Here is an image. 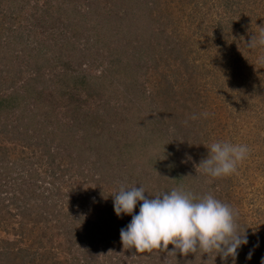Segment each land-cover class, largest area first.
Returning a JSON list of instances; mask_svg holds the SVG:
<instances>
[{
    "label": "trees",
    "instance_id": "obj_1",
    "mask_svg": "<svg viewBox=\"0 0 264 264\" xmlns=\"http://www.w3.org/2000/svg\"><path fill=\"white\" fill-rule=\"evenodd\" d=\"M1 1H6L9 4V18L15 17L18 10L27 4V0ZM55 1H57L55 5L47 3L44 7L39 8L41 14L34 15V13L29 12L25 14V17L29 21L40 19L49 24L54 21L53 16L58 19L61 18L64 32L70 35V37L61 35L62 41L60 43L68 50L67 53H64L62 48L56 45L45 44L47 45L45 46L42 44L39 46V41L35 42L34 47H28L23 40L25 30H14L10 34L12 35V42L7 41V38L3 39L2 42L0 41V88L10 89L5 95H0V116H4V119H0V135L6 136L12 141L16 139L19 141L18 144L21 147H14V151H18L17 157L21 156L20 153L26 152V147L33 146L41 153L39 157H36L38 160L36 162H42L51 168L47 167L48 172L41 173L43 176L48 175L49 184H51L45 189L48 191L47 194H44L45 190L41 185L26 186L27 179L25 178L31 176L37 182L42 183L45 181V177H41L37 173L28 174V170L25 168L15 177H10L11 171L19 170V167L21 168L28 160L26 156H21L20 158L26 161L15 162L10 158L11 148L0 147V263L160 264L155 260L154 250L136 253L134 248H124L120 240V230L126 228L131 222L132 215L139 213L141 202H137L132 215L121 214L119 217L115 214L113 205L109 203L102 205L100 200L92 202L87 211L82 208L79 211L72 209L76 201L83 205L85 204L83 202L91 199L88 195H80L77 199L72 197L80 191H77L78 187L87 184L95 186L97 194H102L107 188L108 182L111 186L112 181L118 178L124 185L129 183L128 187L143 186L140 182L132 183L130 172L127 171L128 165L123 164L129 162L133 157H140L139 147L142 148L143 143L138 140L125 141L122 138L124 134L119 127L120 120L118 119L117 107L119 96L115 95L116 92L121 91V88L136 87V77L142 68V53L137 49L140 45L136 42L132 44L134 50L130 53L127 49L126 52L123 46L116 51L118 52L117 55L106 52L104 59H102L105 63L102 71L104 74L99 72L96 77L99 84L105 86L104 89H100L105 100L99 104L93 102L90 95L83 98L79 96L80 102L78 101L75 105L69 104L66 112L58 111L55 102L58 103L59 100H63L64 94L69 99V103L73 101L70 99L73 95L70 94L68 88L64 87V84L59 86L58 83L61 80L70 83L71 79L60 77L58 83L55 81L47 83V80L41 76V85L38 81V75L33 74V71H36L34 62H43L46 56L52 64L58 67L59 65L72 67L77 65L80 67L79 58L83 52H77L73 49L77 33L89 47L97 44L96 47H100L101 51L106 49L103 45V36L107 27L109 34L113 35L112 39L119 40L121 38L124 40L123 36L128 33H131L128 34L131 36L138 35L141 39L154 38L158 34L150 33L149 14L159 15L161 5L155 3V0H151L154 3L149 2V0H111L110 13L113 17L109 20L103 10H100V13L96 10L100 0H82L86 2L83 6L84 9L80 5L78 7L69 6L70 3L68 4L66 0ZM58 1L68 5L63 7V5H58ZM203 1L197 0L194 7L189 8L187 25H181L174 29L180 41H183L182 44H178L179 50L188 49L189 51L195 42L191 38L193 33L195 35L201 34L200 31L193 30L203 23V17L200 15L207 13H204L198 5L203 7L205 5ZM223 2L226 11L231 9V13L226 15L227 17L224 16L227 20L225 26L221 25L220 30L215 32V36L219 37V42L228 39L229 35H232L230 30L238 25H242L245 30L250 28L247 33L244 29H240L245 32L244 34L241 33L240 42L248 43L251 36H257L259 29L256 27L264 26V15H262L264 0H224ZM182 6L185 8V5L176 2L175 7L172 4L169 7L168 4L163 8L165 11H169V9L174 10L175 8H182ZM63 8H65L64 11ZM244 11H246V15ZM210 14L208 9L207 15L210 16ZM259 16H263L262 19H257ZM8 28L9 26L4 29L8 30ZM19 39L22 40V43ZM43 47L46 49L43 50ZM161 48H165L168 62L176 63V59H173L175 56L171 55L174 47L172 46L171 50H166L165 46ZM36 49L45 52L40 55ZM54 50H58L57 56ZM34 51L37 55L32 58ZM191 51L189 52L191 53ZM108 53L109 55H107ZM54 70L57 74L59 73V69ZM18 81H21L19 85L16 83ZM44 92H49L52 98L44 100ZM108 94L113 100L112 103L106 98ZM8 99L15 100V105L19 106L18 110L12 109V106L7 103ZM3 102H5L4 106L2 105ZM116 114L117 116H115ZM138 119L145 118L137 115L135 119L130 120L131 126H136L134 127L135 131L143 128L142 122H139ZM135 120H138V123ZM130 128L129 130H133ZM34 138H37V142L32 140ZM49 138H51L50 141H48ZM51 143L54 145L53 149L49 146ZM59 150L64 154L59 155ZM42 163L39 164L42 165ZM122 164L125 166L124 168H122ZM17 166L18 168L15 169ZM56 168L60 170L59 175H55ZM66 173L69 176L77 175L79 179L84 181L78 182L76 187L66 184L65 180L63 183L58 177H62ZM18 180H21L22 183L16 187L15 183ZM57 180H59L60 188L55 186ZM63 184L67 188L65 193L60 192V189H63ZM154 187H150L151 190L145 189L146 197L152 198L165 192L158 186ZM60 195L71 200L68 202L69 209L67 212L61 209L55 211ZM73 211L74 214H72ZM84 214H89V217L93 216L94 218L90 217L91 219L85 220ZM239 232L243 234V228L240 227ZM2 233H11L13 238L2 239ZM172 250L173 245L169 244L166 249L167 253ZM95 252L104 253L103 261L99 262L93 257ZM130 253L135 254L130 255ZM237 253L234 260L229 257L226 261H230L231 264H237V262L240 264L245 259V264H260L264 260V244L255 251L247 250L245 244L237 250ZM213 255L215 256L216 253L212 252L208 255H201L200 252L189 253L180 259L176 257L173 260L172 257L170 262L164 264H226L225 260L224 263L221 261L220 255H217L213 260Z\"/></svg>",
    "mask_w": 264,
    "mask_h": 264
},
{
    "label": "rangeland",
    "instance_id": "obj_2",
    "mask_svg": "<svg viewBox=\"0 0 264 264\" xmlns=\"http://www.w3.org/2000/svg\"><path fill=\"white\" fill-rule=\"evenodd\" d=\"M66 1L68 4L70 3L69 6L78 7L80 5L83 9L86 3L82 0ZM170 1L155 0V3L161 5L159 15H150L148 12L151 25L150 33L158 34L154 38L141 39L138 35L131 36L128 35L131 33H128L123 36L124 40L121 38L119 40L112 39L113 35L109 34L107 27L103 36V45L107 50L102 48L103 51H101L100 47H96L97 44L89 47L77 33L73 49L77 52H83L79 58L80 67L77 65H73V67L59 65L58 67L52 64L46 56L43 62H34L36 71H33V74L38 75V81L41 85L42 77L47 80V83L52 81L58 83L60 77L71 79L70 83L62 80L58 83L59 86L64 84V87L66 86L70 94L73 95L70 98L73 101L70 103L65 94L63 100H59L58 103L55 102L58 111L64 112L68 109L69 104L75 105L78 101L80 102L79 96L83 98L90 95V99L99 104L105 100L102 91H100L105 86L99 84L96 77L105 67L102 59H104L106 52L117 55L118 52L116 51L123 46L125 51L127 49L130 53L134 50L132 44L136 42L140 45L137 49L142 53V68L136 77V87L127 86L128 88H121L120 92L115 93L119 96L117 107L118 119L120 120L119 127L124 134L122 138L125 141L138 140L143 143L142 148L139 147L140 157H133L129 162L123 163L128 165L127 171L130 172L132 183L140 182L145 189L149 190L152 189L150 187L158 186L165 192H170L173 188L183 186L196 195L212 194L234 210L238 230L240 227L243 228L247 238V250L255 251L264 244V65L257 63L258 57L264 54V48L249 49L246 47V43L240 42L241 33H247L250 29L245 30L242 25L230 30L232 35L230 34L228 39L221 40L220 43L215 32L220 30L221 25L225 26L227 21L225 17L230 15L231 9L226 11L224 0H204L205 5L203 7L198 5L204 13H208L209 9L211 14L210 16L207 13L200 15L203 17V23L197 28L192 27L194 28L193 31H200L201 34L195 35L193 33V37L190 36L195 41L192 49L189 48V51L192 50L191 53L188 49L179 50V45L183 41H180L174 29L188 24L187 13L189 8L194 7L197 0ZM56 2L55 0H27V4L18 12L16 11V16L9 18V4L6 1H1L0 41L2 42L3 39L7 38V41L12 42V35L10 34L14 30H25L23 40L28 47H34L35 42L39 41V46L42 44L56 45L61 47L64 53H67L68 50L60 43L62 41L61 35L64 34L68 37L70 35L64 32L61 18L58 19L53 16L54 21L49 24L40 19L29 21L25 17V14L29 12L34 13V15L39 14V8L44 7L47 3L55 5ZM60 2L62 1H58V5H63V7L68 5ZM149 2L154 3L151 0ZM176 2L185 5V8L182 6V8H175L174 10H164L163 7L168 4L169 7L171 4L175 7ZM110 3H112L111 0H100L96 6L98 13L103 10L109 20L113 17L110 13ZM28 6L30 8H27ZM244 14L246 15V11ZM262 17L259 16L257 19H262ZM241 20L244 21L243 18ZM8 26V30L4 29ZM61 29H63L62 32H60ZM240 29H244L245 32ZM258 32L259 30L257 35ZM194 43H196L195 46ZM163 46L166 47V50H171V47H174L175 50H172L171 55L175 56L173 59H176V63L168 62L165 48H161ZM42 49L45 50L46 48L43 47ZM43 50L42 52L37 50V53L41 55L45 52ZM54 51L57 56L58 50ZM37 53L34 51L31 57H36ZM63 64L65 65V62ZM54 69H59V73L57 74ZM153 71L159 73L156 74ZM102 73L104 74V72ZM260 79L261 82H259ZM16 83L19 85L21 81ZM9 91L10 89L2 87L0 88V95H5ZM49 98H52L49 92H44L43 99ZM106 98L112 103L113 100L109 94ZM8 100L7 103L12 106V109L19 107L15 105V100ZM4 103H2L3 106ZM14 106L16 108H13ZM205 111L209 113L206 119L202 116L196 120L189 119L191 115H199ZM137 115L145 118L138 119L139 122H142L143 127L139 131H135L134 127L136 126L130 124V120L135 119ZM0 119H4V116H0ZM138 120L135 121L138 123ZM185 120L188 121L187 124L184 123ZM32 140L37 142V138ZM216 141L243 144L250 149L248 157L238 165L235 173L212 178L197 168L201 160L207 157L208 146ZM18 142L17 139L12 141L6 136L0 135V147L11 148V160L25 162L26 160L21 159V156H26L28 160L21 168L19 167V170L11 171L10 177H15L25 168L28 170V174L37 173L41 177H45V181L40 179L42 183L37 182L31 176L24 177L27 179L26 186L41 185L43 190L47 189L51 185L49 184L50 178L41 173L48 172V168H51L42 162H36L38 161L36 157H39L41 153L33 146L26 147V152L20 153L21 156L17 157L18 151H14V147H21ZM49 146L54 148L52 143ZM63 154L59 150V155ZM123 164L122 168L125 167ZM17 168L18 166L15 169ZM59 173V168H56L55 175H59ZM58 178L61 179V182L65 180L66 184H71L73 187H76L78 182L84 181L79 179L77 175L69 176L68 173ZM58 182L59 180L56 181L55 186L60 188ZM21 183L22 181L18 180L15 183L16 187H19ZM121 184L122 181L119 178L113 180L111 186L108 182L107 188L102 194H97L95 186L90 184L78 187L77 191H80L72 197L77 199L80 195H88L91 199L83 202L85 203L83 205L76 201L72 209L79 211L82 208L87 211L89 205L97 200H100L102 205L105 203L113 205L111 194L118 190ZM128 185L129 183H126L127 187ZM66 189V185H64L60 192L65 193ZM47 192L45 190L44 194ZM70 201V198L60 195L55 211L61 209L67 212ZM88 215L84 214L85 220L90 217L94 218ZM88 227H90L89 224ZM2 237V239H12L13 235L2 233ZM133 254L135 253H130V255ZM153 255L156 262L160 264L170 262L172 257L174 260L176 257L180 259L187 256L181 255L178 251L175 255L170 252L167 253L166 249L163 251L154 250ZM93 257L101 262L104 253L95 252ZM212 258L214 260L215 256L213 255ZM226 260V264H231L230 261ZM222 262L224 263V261ZM240 264H245V259Z\"/></svg>",
    "mask_w": 264,
    "mask_h": 264
},
{
    "label": "clouds",
    "instance_id": "obj_3",
    "mask_svg": "<svg viewBox=\"0 0 264 264\" xmlns=\"http://www.w3.org/2000/svg\"><path fill=\"white\" fill-rule=\"evenodd\" d=\"M257 27L258 35L251 36L246 43L249 49L264 48V26ZM257 63L264 65V54L258 57ZM201 116L206 119L209 113L193 114L189 119L196 120ZM249 153L247 145L216 141L208 146V155L197 168L212 178L228 176L237 171ZM145 193L143 186L121 184L111 194L118 217L121 214L132 215L137 202H141L139 213L132 215L131 222L120 230L124 248L145 253L163 251L171 244L173 250L170 253L174 255L176 251L181 255L215 252V257L220 255L224 261L229 257L234 260L237 250L247 244L244 232L241 234L238 230L234 210L212 194L196 195L183 186L152 198L146 197Z\"/></svg>",
    "mask_w": 264,
    "mask_h": 264
}]
</instances>
